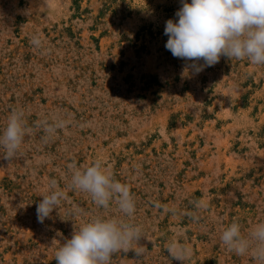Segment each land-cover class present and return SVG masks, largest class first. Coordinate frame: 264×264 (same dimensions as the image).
Wrapping results in <instances>:
<instances>
[{
    "label": "rangeland",
    "instance_id": "obj_1",
    "mask_svg": "<svg viewBox=\"0 0 264 264\" xmlns=\"http://www.w3.org/2000/svg\"><path fill=\"white\" fill-rule=\"evenodd\" d=\"M181 6L0 0V130L13 109L33 128L16 158L0 149V264H56L75 228L120 217L114 204L98 208L70 187L68 165L98 159L129 186L148 249L117 253L111 264H179L171 241L192 249L187 264H257L219 236L233 220L245 233L264 222V66L221 57L194 73L165 48V22ZM54 117L66 126L46 138L37 124ZM51 179L66 198L40 223L36 206ZM197 200L206 207L194 220Z\"/></svg>",
    "mask_w": 264,
    "mask_h": 264
},
{
    "label": "clouds",
    "instance_id": "obj_2",
    "mask_svg": "<svg viewBox=\"0 0 264 264\" xmlns=\"http://www.w3.org/2000/svg\"><path fill=\"white\" fill-rule=\"evenodd\" d=\"M175 13L178 19L165 22V48L173 57L182 59L194 73L219 63L221 57L229 60L246 59L253 65L264 66V0H180ZM30 43L41 48L43 41L34 34ZM201 61L203 63H201ZM66 121L54 117L37 124L46 138L56 135ZM33 133L23 109H13L6 125L0 130L2 158L12 160L19 154L26 136ZM70 187L86 193L101 209L113 204L121 214L119 218L96 216L75 228L71 238L65 239L54 254L56 264H111L117 253L134 252L142 257L148 249L140 243L146 238L141 226L135 224L136 201L127 184L117 180L101 160L87 166L68 165ZM36 206L37 220L43 223L58 210L66 194L55 179L48 183L47 191ZM195 211L189 213L198 219L196 211L206 207L203 201L193 202ZM175 214V209L171 210ZM79 207L72 215H80ZM223 246L238 256L251 255L257 264H264V222H258L245 233L242 225L233 220L220 233ZM168 255L179 264H187L192 249L175 241L167 245Z\"/></svg>",
    "mask_w": 264,
    "mask_h": 264
}]
</instances>
